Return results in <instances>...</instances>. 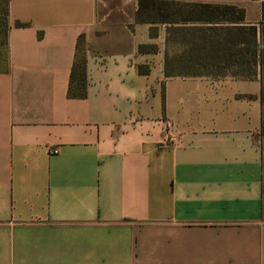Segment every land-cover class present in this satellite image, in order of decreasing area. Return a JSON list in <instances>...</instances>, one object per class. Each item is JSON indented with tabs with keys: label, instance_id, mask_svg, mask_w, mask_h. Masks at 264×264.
<instances>
[{
	"label": "crops",
	"instance_id": "1",
	"mask_svg": "<svg viewBox=\"0 0 264 264\" xmlns=\"http://www.w3.org/2000/svg\"><path fill=\"white\" fill-rule=\"evenodd\" d=\"M168 1L240 27L264 2ZM139 2L8 0L0 264H264L261 74L229 68L236 26L139 23ZM186 64L213 71L167 77Z\"/></svg>",
	"mask_w": 264,
	"mask_h": 264
},
{
	"label": "trees",
	"instance_id": "2",
	"mask_svg": "<svg viewBox=\"0 0 264 264\" xmlns=\"http://www.w3.org/2000/svg\"><path fill=\"white\" fill-rule=\"evenodd\" d=\"M4 15L1 19L5 28V45L7 32L8 0H3ZM137 22L145 24L167 25H200V24H232L234 30L227 33L232 46L230 55L242 57L245 53V63L236 59L229 68L244 67L247 77H255L259 71L262 86L263 123L258 138L262 147L264 172V2L262 4V19L258 25L240 27L244 22V12L232 6H211L200 4H183L168 0H140ZM244 44V48L241 47ZM233 48V49H232ZM144 48L141 47V51ZM200 67L195 64L183 66L167 65V77L175 75H197ZM222 69L223 67H217ZM226 68V67H224ZM264 195V187H263Z\"/></svg>",
	"mask_w": 264,
	"mask_h": 264
},
{
	"label": "rangeland",
	"instance_id": "3",
	"mask_svg": "<svg viewBox=\"0 0 264 264\" xmlns=\"http://www.w3.org/2000/svg\"><path fill=\"white\" fill-rule=\"evenodd\" d=\"M2 2H3V0H0V67L4 66V64H5V54H6L5 53V28L1 22V19L4 15V6H3ZM198 69H199L198 71L200 73H209V72L213 71L212 66L200 67Z\"/></svg>",
	"mask_w": 264,
	"mask_h": 264
}]
</instances>
